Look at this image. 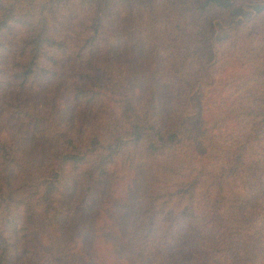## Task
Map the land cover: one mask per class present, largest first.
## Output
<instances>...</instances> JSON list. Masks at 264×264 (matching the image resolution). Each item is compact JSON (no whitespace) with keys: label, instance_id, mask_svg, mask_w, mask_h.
<instances>
[{"label":"trees","instance_id":"obj_1","mask_svg":"<svg viewBox=\"0 0 264 264\" xmlns=\"http://www.w3.org/2000/svg\"><path fill=\"white\" fill-rule=\"evenodd\" d=\"M0 264H264V2L0 0Z\"/></svg>","mask_w":264,"mask_h":264},{"label":"rangeland","instance_id":"obj_2","mask_svg":"<svg viewBox=\"0 0 264 264\" xmlns=\"http://www.w3.org/2000/svg\"><path fill=\"white\" fill-rule=\"evenodd\" d=\"M249 1H263L264 0H249ZM245 67H238L235 63L228 65V68L218 73L215 76L213 85L206 91L204 103V112L206 119L208 120V125L213 126L216 131L225 132L231 127V122L224 120L222 122L215 123L212 120V115L214 111H219L227 107V103L230 99V93L233 89V82L238 79L241 73L244 72ZM112 226L110 214H101L98 221V228L100 233L97 235L98 248L102 245V242L110 236V227Z\"/></svg>","mask_w":264,"mask_h":264}]
</instances>
